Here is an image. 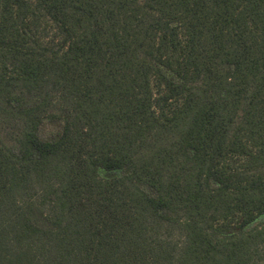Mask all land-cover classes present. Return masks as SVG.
Instances as JSON below:
<instances>
[{
    "label": "trees",
    "instance_id": "16d2710c",
    "mask_svg": "<svg viewBox=\"0 0 264 264\" xmlns=\"http://www.w3.org/2000/svg\"><path fill=\"white\" fill-rule=\"evenodd\" d=\"M0 264H264V0H0Z\"/></svg>",
    "mask_w": 264,
    "mask_h": 264
},
{
    "label": "rangeland",
    "instance_id": "374dc122",
    "mask_svg": "<svg viewBox=\"0 0 264 264\" xmlns=\"http://www.w3.org/2000/svg\"><path fill=\"white\" fill-rule=\"evenodd\" d=\"M48 130H51V128H49Z\"/></svg>",
    "mask_w": 264,
    "mask_h": 264
}]
</instances>
